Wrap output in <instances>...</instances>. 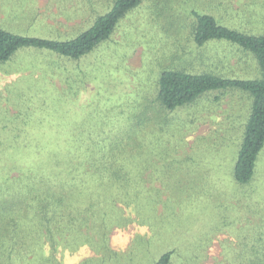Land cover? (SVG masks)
Masks as SVG:
<instances>
[{
    "label": "rangeland",
    "instance_id": "rangeland-1",
    "mask_svg": "<svg viewBox=\"0 0 264 264\" xmlns=\"http://www.w3.org/2000/svg\"><path fill=\"white\" fill-rule=\"evenodd\" d=\"M111 5L0 0V28L69 40ZM193 8L241 32L264 34V0H143L79 60L33 47L0 63V264H154L168 251L174 252L171 264H225L235 255L244 223L232 221L248 214V205L244 192L233 199V168L251 100L244 91L217 90L166 110L158 80L164 70L233 79L260 73L255 57L238 46L222 40L198 46ZM20 130L43 133L46 142L49 132L66 131L116 142L137 168L131 177L121 172L131 192L104 182L101 204L77 194L64 209L66 221L61 214L47 223L43 213L50 212L40 206L48 201L3 190L22 170L51 157L43 154L48 143L30 147L17 137ZM259 168L261 183L264 150ZM256 198L264 201V192Z\"/></svg>",
    "mask_w": 264,
    "mask_h": 264
},
{
    "label": "trees",
    "instance_id": "trees-1",
    "mask_svg": "<svg viewBox=\"0 0 264 264\" xmlns=\"http://www.w3.org/2000/svg\"><path fill=\"white\" fill-rule=\"evenodd\" d=\"M142 1L112 0L111 7L100 13L89 28L69 40L23 35L0 28V63L12 59L22 48L33 47L79 60L108 40L124 16ZM191 14L195 17L193 38L198 46L212 40H222L238 46L255 57L260 74L254 78L233 79L212 72L164 70L158 80V99L164 109L174 110L196 101L211 91L232 89L248 94L251 100L250 111L233 168L237 184L233 199L236 200L238 194L244 192V196H247L244 202L248 205L246 209L248 214H236L234 221L227 215L223 217L225 221H232L233 224L244 223L240 228L239 235L242 239L239 241V247L231 249L235 255L226 257L225 264H264V201L258 203L259 200L256 198L258 194L264 192V182L260 183L259 175V159L264 150V34L241 32L222 24L219 16L212 12L198 13L193 8ZM18 133L19 140L30 141V147L37 141L42 144L48 143L47 149L43 148V154L51 157L47 160L40 159L41 161L36 162L34 166L22 170L11 178L8 188L3 190L25 191L27 195L25 199L36 196L41 198V204L48 201L47 205L44 203L45 206H40L41 209L50 212L43 213L47 223L52 222L54 216L61 214L66 221L68 214L64 209L66 205L69 208L73 205L77 199L73 196L77 194L86 200L101 204L103 201L100 199V188L104 182H109L115 192L121 191L125 195L131 192L128 189L133 187L132 183L120 179V176L123 175L121 172H125L123 176L131 177V171L136 172L137 168L124 160L122 150L116 142H108L103 136L89 140L75 131L60 134L49 132L47 142L41 135L43 133L33 131L29 134L21 130ZM121 147L127 148L123 144ZM111 194L115 196L117 193ZM10 197L15 202L16 199ZM89 206V209L96 207L93 204ZM2 208L3 212L8 214L7 201L2 204ZM173 253L172 251L163 253L154 264H171Z\"/></svg>",
    "mask_w": 264,
    "mask_h": 264
}]
</instances>
